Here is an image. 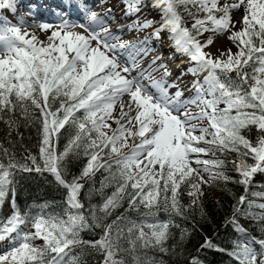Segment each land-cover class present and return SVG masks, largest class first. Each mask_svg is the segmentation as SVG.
Wrapping results in <instances>:
<instances>
[{
  "label": "snow or ice",
  "instance_id": "1",
  "mask_svg": "<svg viewBox=\"0 0 264 264\" xmlns=\"http://www.w3.org/2000/svg\"><path fill=\"white\" fill-rule=\"evenodd\" d=\"M121 2L125 5V16H137L128 26L130 29L153 28L150 35L157 40L167 32L176 52L188 57L191 66L187 72L195 77L203 74V81L193 80L195 95L188 100L181 99L183 93L179 89L170 94L169 89L177 85L168 83L166 78L171 73L167 65L153 67L161 57H153L148 65L151 71L138 67L136 55L143 53L146 56L152 51L148 47H138V44L144 45L149 37L137 43H111L119 38L105 26L107 13L90 12L85 8L84 22L78 25L84 32L74 31L77 25L63 17L57 26L40 23L38 26L42 31L51 30L47 44L40 43L35 35L28 39L29 33H22L17 25L7 26V18L0 17V113L6 110L14 112L19 107L28 116L31 105L38 108L43 117L39 147V161L43 166L32 155L26 158L31 161V166L11 159L7 166L0 163V207L9 190L14 197L12 177L16 170L52 174L58 185L68 190L66 200L69 206L64 210L67 219L52 214L45 216L41 208L35 217L34 232L29 233L23 232L22 226L27 225L31 213H21L12 207V214L0 220V242L7 241L10 245L8 251L0 254V264H66V257H69L67 264H78V257L70 256V251L71 246L79 244L103 251L105 264H124L123 260L114 259L116 252L122 250L119 246L122 230L117 228L113 237V229L124 217H117L111 224L104 225L96 215L97 206L90 205L89 223L84 206L78 199L84 187L79 181L90 179L101 168L108 170L114 180L118 176L120 181L115 192L100 207L106 216L120 207L125 198L130 209L142 204L151 212V209L159 208L161 193L164 210L182 216V206L177 199L178 188L181 183H187L193 173L197 182L190 185L192 190L188 195L193 196L194 204L203 195L201 184L215 180L227 183L232 179L223 171L213 172L209 168V165L223 168L224 161L197 158L195 163L203 164L202 170L209 173L208 181H205L199 175L201 169L190 166L191 153H208L215 149L235 151L238 156V162L234 161L235 170L240 179L233 182L243 185L246 193L254 175L264 173V0H235L223 5L219 0H150L151 8L159 9L161 13L158 27H153L156 21L141 20L137 15L149 7L146 0ZM5 7L15 11L14 0H0V9ZM241 9V19L233 20L232 13ZM200 13L204 14L202 18ZM185 17L192 19L191 27L186 26L188 20ZM237 23L242 25L238 31L235 30ZM227 31H231L228 39L237 45L236 53L230 49L226 52L218 50L219 54L214 56L206 51L214 44L216 36ZM205 32L212 35L202 39ZM118 49L132 50L127 64H121ZM160 69H163V75L155 78L153 73ZM133 71L137 72L135 76L131 75ZM125 96L127 101L123 99ZM57 100L59 108L52 111L50 101ZM219 104L225 107L220 109ZM117 105L119 115L114 116ZM189 105H196L201 110L193 115ZM233 111L235 115H232ZM205 117L215 129L210 141L205 140L207 128H199V136L193 134L197 125L192 121ZM109 120L114 121L117 127L111 128ZM8 123L11 127L15 122L10 120ZM66 126L74 127L75 135L64 151L57 154L52 141L54 137L59 139ZM250 126H255L261 133L255 144L241 134L242 129ZM194 141H204L209 147L193 146ZM241 146L244 151H241ZM81 147L87 163L81 176L68 182L62 162L74 150L79 155ZM105 150H108V159L102 161ZM4 154H8L7 150ZM249 157L253 161L251 164L247 162ZM113 164L116 172H112ZM105 186L102 182L101 188ZM129 186L133 190L131 193ZM245 201L246 195H242L238 206H234L232 219L227 221L240 233H245V230L237 222V215L253 216L239 206ZM12 203L14 205V198ZM248 207H252L251 201H248ZM257 207L264 209V204ZM253 218L264 220V214ZM131 223L129 235L134 228H139L136 240L142 241L143 246L151 245L161 252L168 251L163 244L168 239L170 222L146 225L152 229L150 235L145 234L142 226L134 221ZM98 227L104 228L99 240L85 242L78 239L81 231ZM186 232L182 231V237ZM261 232L264 233V227ZM38 238L44 241L42 246L33 243ZM136 240L129 241L133 250ZM233 243V249L227 254L237 264H264V239L251 237L244 242ZM254 244L259 245V251ZM204 247L226 251L207 238L201 245ZM191 264H200V261L194 257Z\"/></svg>",
  "mask_w": 264,
  "mask_h": 264
},
{
  "label": "trees",
  "instance_id": "2",
  "mask_svg": "<svg viewBox=\"0 0 264 264\" xmlns=\"http://www.w3.org/2000/svg\"><path fill=\"white\" fill-rule=\"evenodd\" d=\"M17 2L18 0H14L15 5ZM146 2L150 3V0H146ZM189 7L192 11H195V8L191 5ZM153 10L156 13H160L159 9ZM200 16L202 17L203 14L200 13ZM185 18L188 21L192 20L188 17ZM234 75L235 73H233ZM50 103L52 111L59 108L58 100L55 102L50 101ZM224 107V104L218 105L220 109ZM28 112L29 115L25 116L23 110L18 107L14 112L6 110L0 113V163L5 166L9 164L10 159L13 162L28 163L31 166V161L26 160L29 155L36 156L38 162L43 166V162L39 161L43 117L40 110L35 108V106L30 105ZM232 115H235V111L232 112ZM10 120L15 122L11 127L8 123ZM108 123H111L110 120ZM110 125L113 129L117 127V125ZM75 131L74 127L66 126L65 129L61 130L58 140L55 137L53 138L52 143L57 154L64 151L68 141L75 135ZM104 131L109 130L104 129ZM241 134L253 144L257 141L258 136L261 135L255 126L242 129ZM212 139L213 136L210 135L209 141ZM4 150H7V155L4 154ZM75 151L70 153L62 162V168L66 169L65 179L68 182H71L73 177H80L81 171L87 163L83 147L79 149V155H76ZM107 151L105 150L102 154V161L108 159ZM241 151H244L242 146ZM205 157L210 160L219 159L224 161L223 168H216V170L223 171L232 179L227 183L217 180L215 183L201 184L200 191L203 195L194 204L193 196L188 195L189 191L192 190L190 185L197 182V176L193 173L191 179L187 183H181L178 188L177 199L182 206V216L176 215L171 210H164L163 193H161L159 198V208H153L151 212L142 204L138 208L130 209L128 200L125 198L120 207L106 216L104 212L100 211V207L115 192L116 185L120 182L118 176L114 180L108 170L101 168L90 179L82 178L79 181L84 187L81 189L78 199L84 206V212L89 217V223H91L90 205L97 206L96 215L101 218L99 222L104 225L111 224L117 217H124L113 229V237L116 235L117 228L123 232L119 241V246L122 250L116 252L114 259L123 260L124 264H191L195 257L200 261V264H237V261L227 254V251L233 249L234 241L244 242L251 237L264 239V233L261 232V228L264 227V220L253 218V216L264 214V209L257 207L259 204H264V195H252V193L264 194V175L262 173L255 174L246 193L243 185L233 182L240 179L235 170L234 161L238 162V156L235 151L215 149L214 152L206 153ZM247 162L253 163L250 157L247 158ZM112 172H116L114 164ZM12 179L14 180V197L13 192L9 190L3 206L0 207V220L6 219L12 214V207L18 208L21 213L30 212V221L35 219L41 208L44 209L45 216L52 214L59 215L62 219H67L64 210L69 207L66 200L68 190L58 185L52 174L16 170ZM102 182L106 185L103 188H101ZM128 191L129 193L133 191L130 186ZM167 195L170 203L171 192L169 191ZM242 195H246V201L239 206L242 211L253 214V216L237 215L236 217L237 222L245 230L246 234L236 231L232 224L227 223V221L232 219L234 206H238L239 198ZM13 198L15 201L14 205L12 203ZM248 201L252 202L251 208L248 207ZM70 211L74 212L75 210L70 209ZM132 221L136 225L142 226L146 235H150L152 231L146 225L170 222L168 239L163 244L168 251L161 252L158 247L151 245L143 246L142 241L136 240L139 235V228H134L131 235H129L128 229L132 227ZM25 227L22 226V230ZM183 230H187V232L182 237L181 233ZM103 233L104 228L102 227L94 228L93 230L85 229L79 233L78 239L85 242H94L99 240ZM206 238L213 245L226 251H217L216 248H201V245L205 244ZM130 240H136L134 250L129 243ZM36 243L42 246L44 241L38 238ZM253 246L259 251L258 244ZM70 256L78 257V264H105V253L86 244L71 246ZM68 259L69 257L65 258L66 264Z\"/></svg>",
  "mask_w": 264,
  "mask_h": 264
},
{
  "label": "rangeland",
  "instance_id": "3",
  "mask_svg": "<svg viewBox=\"0 0 264 264\" xmlns=\"http://www.w3.org/2000/svg\"><path fill=\"white\" fill-rule=\"evenodd\" d=\"M65 1V4H67V0H58L57 3L55 5L50 4L48 1H43V0H39L38 3L36 2V0H34L33 3H28V8L25 5H19L17 7H15V11H13L10 8H3L0 9V17H4L7 18V21L9 22V24L7 26H11V25H17L21 28V32H27L30 35L27 37L28 39H31L32 35H35L37 40L42 43V44H47L48 40L47 37L49 35H51V30L44 32L39 28V24L42 22H46L44 21L45 19H48V17L42 16V17H31L30 15H28V13L30 12V8L32 7L33 9L36 7V5H40L42 7L45 8H51L50 12L52 14H58L61 13L63 11H66V9H62L63 6H65V8H67L66 5H63ZM235 2V0H219V3L221 5H223L224 3H233ZM149 3V2H148ZM68 4H70L71 9L70 13L73 15H76L75 17L72 16L70 21L75 23L77 25V27H75L77 30H79L80 32H84V29L80 28L78 25L80 23L84 22V9L87 8L88 11H94L97 13H107V15L104 17L105 18V26L108 27L110 29V31L112 32V34L115 37H118V40H113L111 41V43H120V42H133V43H137L139 41H143L144 38L146 36L149 37V39L147 40V42L144 45H139L143 46V47H148L150 49H152V51H150L148 53V55H144L143 53H140L139 55H136V61L138 63V67L140 69H148V65L150 64V62L152 61L154 55L156 54L155 57L159 56L161 57L160 60H157L156 64L153 65V67H158V65L160 64H165L167 65L168 70L170 71L171 75L168 76L166 79L168 81V83H173L175 82V84L177 85V87H172L169 89V93L170 94H175V92L179 89L180 91H182L183 96L181 97V99L183 100H188L191 97H193L195 95V90L192 88V82L195 79H199L201 81H203V74H201L199 77H195L193 76L191 73L187 72V69L191 66L189 59L185 58V56H181L179 53L176 52L175 48L172 47L171 44L172 42L168 39V33L167 32H163L161 34L162 39L157 40L153 37H151L150 33L152 32L153 28H146L143 29L141 31H136L135 29H130L128 26L132 23L133 20L137 19V16H125L124 15V9H125V5L121 2V0H69ZM150 3H149V7L146 8L144 11H142L141 13L137 14L139 16V18L141 20L143 19H150V20H154L157 23L155 25H153V27H158L159 26V21L161 18L160 13H156L153 9H151L150 7ZM108 9H111L110 12H108ZM31 13V12H30ZM238 13L240 15V17H242L243 15V9L239 10V11H235L232 13L233 16V20H235L234 14ZM203 14V13H202ZM204 15V14H203ZM203 17V16H202ZM201 17V18H202ZM11 21V23H10ZM2 23V22H0ZM50 23L54 26H57L59 24V21H50L47 22ZM191 23L192 20H189L187 23V27H191ZM119 27V28H115V27ZM99 30V29H97ZM235 30L238 31V29L235 28ZM78 31V32H79ZM212 35V33L210 32H205L202 39L206 38L207 36ZM231 35V31H227L225 33H223L222 35L216 36L215 39H217L219 42H221V46L219 48V50L221 51H227V50H231V52L234 54L238 51L237 45L233 42H231L228 37ZM238 43V42H237ZM93 44H95V42H93ZM39 46V45H38ZM103 50V49H101ZM132 50H120L118 49L117 52L120 54L119 55V60L121 62L122 65L127 64L128 63V54L129 52H131ZM133 55H135V53H132ZM219 52H216L214 54L218 55ZM109 55H111V53H109ZM171 57V59H170ZM225 59L227 58L226 56L224 57ZM172 61H176L177 64H175V66H172ZM180 63V64H179ZM149 71H151V69H148ZM137 74L136 71H133L131 75L135 76ZM163 75V69H160L157 72L153 73V76L155 78H159ZM145 84L148 83L147 80L144 81ZM210 98V97H208ZM125 101H127V96H125L123 98ZM203 107V106H201ZM188 108L190 109V112L195 115L196 113H198L201 108L197 107L196 105H189ZM119 105H117L115 107V110L113 112L114 116H118L119 115ZM181 111H184V109H181ZM207 111H211V109H207ZM134 114V113H133ZM109 122V121H108ZM110 124H112V126H115V122L110 120ZM193 124L197 125V130L193 133L194 135H201L199 128H207L208 129V134H205V140L209 141V137L211 135V133L215 132V129H213L210 125V122L208 120V118H202V119H196L192 121ZM131 139H129V143H131ZM193 146H199V147H207L208 145L205 144L204 141H199V142H193ZM206 153H200V154H195V153H191L189 154V160L191 161V167L192 168H199L201 169V171L199 172V175L203 177V179L205 181H208L209 178V173L204 172L202 169L204 167L203 164L197 165L195 163V160L197 158H199L200 160H210L207 157H205ZM158 168V166H157ZM209 168L215 172L217 171L216 168L212 165H209ZM195 174V173H194ZM260 174V173H259ZM264 175V173H262ZM217 180L215 181H210V183H215ZM34 220H29L25 229H23L22 231L25 233H29V232H34ZM42 240V239H41ZM37 239L35 241H33V243L37 246H39L36 243ZM10 248L9 243L6 242H2L0 244V254H3L4 252L8 251Z\"/></svg>",
  "mask_w": 264,
  "mask_h": 264
},
{
  "label": "bare ground",
  "instance_id": "4",
  "mask_svg": "<svg viewBox=\"0 0 264 264\" xmlns=\"http://www.w3.org/2000/svg\"><path fill=\"white\" fill-rule=\"evenodd\" d=\"M235 12V11H234ZM36 13V12H35ZM37 16L39 17V15H44V13H42V12H40V11H37ZM46 16L47 17H49L50 18V20H51V18L53 19L54 18V16H50V15H48V14H46ZM233 17V16H232ZM234 17H235V20H240L241 19V17H240V15L238 14V13H236V14H234ZM63 18H66V16H63ZM57 20V19H56ZM52 21V20H51ZM60 24V23H59ZM58 24V25H59ZM117 27V26H116ZM241 27H242V25L241 24H239V23H237L236 24V26H235V28L236 29H238V30H240L241 29ZM119 28V27H118ZM74 31H79V30H77L76 28L74 29ZM80 32V31H79ZM56 43H59V41H55ZM220 46H221V42H219L217 39H215V42H214V44L211 46V47H209L208 49H206V51H210L213 55L216 53V52H218V50H219V48H220ZM156 56V54L154 55V57ZM174 62V63H173ZM172 66H175V64H177L176 63V61H172ZM180 64V63H179ZM127 99H128V97H127Z\"/></svg>",
  "mask_w": 264,
  "mask_h": 264
}]
</instances>
